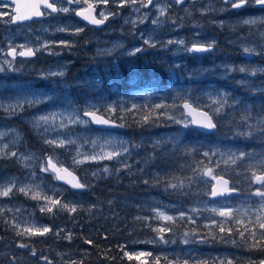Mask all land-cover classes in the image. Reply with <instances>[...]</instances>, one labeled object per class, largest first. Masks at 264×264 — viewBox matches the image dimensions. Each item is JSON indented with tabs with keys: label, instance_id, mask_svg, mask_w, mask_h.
I'll list each match as a JSON object with an SVG mask.
<instances>
[{
	"label": "rangeland",
	"instance_id": "obj_1",
	"mask_svg": "<svg viewBox=\"0 0 264 264\" xmlns=\"http://www.w3.org/2000/svg\"><path fill=\"white\" fill-rule=\"evenodd\" d=\"M82 3L84 7H86L87 4H93L97 9V16H99V13L102 11L105 15L109 12H119V15L113 17L118 19L116 23L117 28L114 26V22L111 21L104 30L105 35L101 36L97 27L76 17L74 12H76L75 10L77 9H81V6L73 7L68 5H64L63 7H69L71 9L69 13H62V16L57 17L53 15L54 17L50 16L45 20L36 21L24 26L22 29H17L16 32H12L8 28L11 26V23H4L2 21V37L4 36L9 45L17 46L24 44L26 46L38 48L45 42H49L50 44L51 42H56L52 44L51 51L41 50L37 52V61L18 60L19 67L17 69L11 71L5 69L4 71H0V74H2V77L0 75V102H3L5 105L14 103L18 97L33 98L35 95L39 96L41 99L45 97L50 98L46 103L35 105L34 107L25 105L24 110L17 115H9L3 109H0V131H7L9 133L3 138L2 142H0V147H2L3 144L9 145L6 151H16L18 156L19 154H34L36 157H40L41 160L46 156L53 155L52 149L43 143L41 136L38 135L32 127L31 121L35 116L43 115L47 112L61 111L62 109L68 108L69 105L78 108L82 113L87 105L94 104L101 108L102 113L103 108L108 105L117 106V113L112 117L115 119V116L121 115L119 109L128 106V104L125 103L126 99L138 96L145 101L142 103H147L152 97L153 89L149 86L151 80L146 81L147 87L140 86L139 90H134V86L139 84V79L136 78L134 74V68H136L137 62H139L138 60L141 57L137 56L138 53L135 55L136 57L132 56L134 60L129 64V71L134 77V81L131 85L123 84V88L120 87V83L115 86H111L110 84L105 85L97 76V73H99L97 68L99 66L98 61H100V59L96 60L98 50H102L103 57H107L105 63L108 68H111L110 66L115 68L116 64L114 61L119 58H121V61L124 62V66L126 67L125 59L121 57V52L125 49L126 53H129L134 48L140 47L143 44L140 38L141 34H144V38L152 35L158 41L184 39L189 45L194 38L202 43L215 41V46L228 45V48L231 47L234 53V56H220L219 60L213 65L218 75L214 80H211L205 77L208 72L206 69L194 79L193 77L195 75L192 73H188V77H185L186 79L182 75H179L183 74L181 69V66H183L182 60L194 58L192 55L184 53L183 51H177V48L182 46L169 45L166 49L157 46L156 48H146L145 51L140 52V54H145L146 51L150 52L148 61H145V64H148L149 57H151L153 53L162 52L165 54V52H168L173 55L172 59L175 62L172 64L174 66H171L167 74L170 87L173 88L172 99L176 97V95L178 96L184 93L193 94L192 97L195 98L204 97V94L209 92L214 93L215 91H223L229 93L232 97L240 100L244 104L251 105L254 115L260 114L261 110L264 109V92L255 91V89L264 88V73H257L256 76L250 77L240 72L226 74L224 68V65H246L249 68L264 67V36L260 35V33L264 32V24L244 25L241 23L242 20L250 17H264V11L260 10L257 6H251L246 10L239 11L240 9H231V6L225 5L222 0H185L183 4H175L173 0H158L157 7L149 5L147 9H141L140 13H136L133 11L132 6L118 8L117 5L113 3V0H108L107 5L103 3V0H86V3L82 0ZM166 5L168 6L167 13L164 16H159L158 7ZM136 6L138 7L139 5L137 4ZM209 6L216 10L205 11V13L202 14L200 9L203 8L207 10ZM220 8H227L228 10L221 12L218 11ZM186 9L192 13L190 16L186 13ZM144 12L148 13L149 19L143 24L137 22V24L133 26L131 23H125L126 19L135 20ZM10 15V5L0 2V17L6 18L8 21ZM157 17L164 21V23L158 26L153 25L151 20ZM99 18L101 17L99 16ZM221 21L224 22L223 27L219 26ZM61 27H67L68 31H56L57 28ZM76 28H82L83 31L78 35H73L72 33ZM105 39L108 41L104 45ZM62 40L69 42L71 46L63 47L59 45V41ZM117 43L122 45V47L116 48L110 53L104 51L112 49ZM243 47H253L256 49V53L259 54H252L251 58H248L247 54L242 51ZM1 52H4L3 43L2 50L0 48V53ZM201 54H197L195 59ZM108 61L111 62L108 63ZM120 67L121 65H118L119 71ZM177 68H179V70H177ZM28 69H32L29 71L32 74L27 72ZM58 71H63L65 75L63 77L52 76L47 79L43 78V75L49 72ZM184 79L189 82L193 80L195 83L198 81H207V83L204 85L193 83V87L199 88L202 86L201 91L191 90L189 87H186L187 90L183 91L184 86L182 82ZM241 79L248 81V87L237 83ZM152 81L159 83L160 77H155ZM100 93H102V95H100ZM200 102L203 104L206 103V100L201 99ZM238 118L239 113H237V119ZM162 123L158 124V126L162 125L161 128H158L156 133L152 132L147 136V139L141 137L138 139L127 129H98L94 127L93 124L88 126H76L72 131L89 140L96 137L117 138L127 140L131 144L139 142L142 145L143 141H147L149 142V146H153V141L161 140L163 142V140L172 136L167 126H175V124ZM15 133H19L20 141L19 143L12 144L11 142L16 139ZM47 138H56V133H49ZM236 142L238 145L235 144ZM80 143H83V140H81ZM234 144L236 147H219L213 149H220L223 151L233 149L236 151L255 152L257 154L264 153V141H261L259 138L245 140L239 137L235 140ZM240 146H243V148H240ZM247 146L249 148L248 150L246 149ZM136 149L137 148L131 149V154L126 157V163L131 165L132 168L130 172L127 171L129 174H141L140 171L136 170V163H131L132 156L135 154ZM84 151H91V145L85 144ZM55 155L61 161L65 162L64 166H70V152L58 148L55 150ZM215 159H219V157ZM41 160H33L30 162L32 167L25 168L23 164L19 162L18 157L0 158V183H7L11 178H15L18 187L29 183L33 185L39 184L48 196L59 199L64 203L83 205V207L76 213L70 214L66 211L54 210L53 214H48L42 213L39 210L40 205L43 203L42 201L38 202L23 194L16 193L15 191L9 197H0V208L4 209L3 214L0 215V264L2 261H8V264H32L29 252L20 248L18 246L20 243L27 244L29 251H32L34 248L35 252L39 255H57L61 258H66V255H70L71 258H73L75 255L79 254L92 256L93 253H91L88 247L76 243L81 240L79 235L81 229H78L81 228V226L78 225L77 227L76 225L83 224L82 217L79 219V215L77 214L86 211L89 212L88 209L93 205H95V207L92 211L97 213V217H101L100 207L102 208L103 203L112 208L115 206L139 207L144 211L154 205L151 209L160 208L162 211H166L168 215L173 216L178 215L181 211H188L196 207L202 209L200 214H190L193 215L196 221L200 220L205 224L210 223L207 217L212 215L208 211H203L205 201L209 208L220 207L222 205H230L235 208L248 206L258 199L255 197L249 198L248 192L254 190L255 186L253 185L250 188L241 175L238 177L235 176L237 178L236 187L241 189V194L238 197L212 201L209 197L200 195L192 201V204H186L189 206L188 208L182 203V200V202L178 201L177 203L167 204L164 197L158 199L157 197L145 196L144 194L146 193L139 194L137 192L133 193L132 191H130L131 193H125L124 191L128 192V188L132 183L123 184L121 186L118 180H114V188H122L124 191H119V194H106L105 197L100 200L101 197L94 191V186L115 177L116 174L122 175L120 173L121 171L119 173L113 171L111 175L101 173L99 178H95L91 174L92 172L103 169L104 166H108L112 169L119 168L120 164L115 160L86 163L79 168H71L79 174L84 183L91 184V187H88L85 193L72 190L68 185L54 179L51 173H42L40 171ZM239 171L243 173L245 171L244 167H239ZM32 172H35V178L32 177ZM119 175H117V177H119ZM193 190L198 193L205 190V186L204 184L195 185V187L193 186ZM109 201H111V203H109ZM96 202L98 203L96 204ZM162 207H164V209H162ZM8 209H12V211H8ZM16 209L20 211L17 212ZM151 209H149V211L152 213ZM140 216L149 217L150 221L153 215ZM14 220L22 225L23 222L26 221L28 223L35 222L37 226H48L52 229V233L45 236H17L16 230L11 226ZM142 226V229H138L141 235L139 233V236H137V243H141V245L151 244L156 247L159 245V248H161V245L167 246L168 243H147L146 241L156 237L151 236L156 233L152 232L145 225ZM152 227L156 226L152 224ZM58 229L64 230L60 234V237L54 235ZM176 230L175 235L171 238H166V240L176 241V243H170L169 250L173 247V251H169V254L181 255L195 250L196 244L184 245L180 242L182 234L188 231L182 221H179ZM69 232L72 234V239H63V236ZM84 240L86 241V239ZM165 251L167 252V250L163 249L164 255L167 254ZM173 252L175 254H172ZM217 256L218 258H224V256ZM12 257L16 262L11 261Z\"/></svg>",
	"mask_w": 264,
	"mask_h": 264
},
{
	"label": "snow or ice",
	"instance_id": "obj_2",
	"mask_svg": "<svg viewBox=\"0 0 264 264\" xmlns=\"http://www.w3.org/2000/svg\"><path fill=\"white\" fill-rule=\"evenodd\" d=\"M86 3V0H83ZM175 4H183L185 0H173ZM225 5H230L231 9H243L248 6H257L260 10L264 11V0H222ZM105 5L108 4V0H103ZM113 3L118 8H124L132 6L133 11L140 13L141 9H147L149 5L157 7L158 0H113ZM57 4H76L81 6L80 11H76L75 15L82 17L83 20L94 26H99L105 23L109 17H115L119 15V12H109L107 15L102 11L99 13L101 18H97L95 13V6L93 4H87L83 6L82 0H30L28 3L16 2L14 14L9 17L8 23H22L24 21L32 20L36 17H42L45 15H51V13H69L71 9L69 7H57ZM139 5L138 7L136 5ZM50 10V12L48 11ZM159 16H164L168 11V6L158 7ZM211 6L207 10L200 9L201 13L205 11H214ZM227 8H220L218 11H227ZM186 13L190 16L192 13L187 9ZM149 19L148 13L144 12L137 19H126L125 23H131L133 26L137 22L143 24ZM171 19V18H170ZM153 25H160L164 21L159 17L152 19ZM244 25H256L264 24V17H250L241 21ZM220 27L224 26V22L221 21ZM58 32L68 31L67 27L57 28ZM82 28H76L72 33L78 35L82 32ZM264 36V32L260 33ZM143 44L140 47L134 48L128 53L130 56H135L137 53L143 52L146 48H168L169 45L182 46L178 47L177 51H183L184 53L192 55L194 58L197 54L208 53L214 50L215 41L202 43L198 39H193L192 42L186 43L184 39H170L167 41H158L154 36L149 35L144 38V34L140 36ZM56 42H45L38 48L28 47L24 44L12 46L9 45L7 55L12 57L11 60L5 59L3 64H0V71L5 70V65L8 70H15L13 68V62L17 56L20 57H32L37 52L51 51L52 44ZM59 45L63 47H70V43L67 41H59ZM122 47L119 43L114 45L112 49L104 50L106 52H112L116 48ZM19 49V50H18ZM243 53L251 56L256 53V49L253 47H243ZM57 54V53H53ZM178 67V65H177ZM225 73L240 72L245 73L247 76L254 77L257 73H264V67L249 68L246 65L231 66L224 65ZM65 73L63 71L49 72L43 75V78L47 79L52 76L63 77ZM191 78V77H190ZM242 86L248 87V81L241 79L238 81ZM251 90V89H250ZM255 91L264 92V88L255 89ZM42 95V94H41ZM49 97L41 99L39 96L33 98L18 97L14 103L5 105L0 102V109H3L9 115H17L24 110L25 105L28 107H34L42 103H46ZM201 99H205L206 103H201ZM121 115L120 120L125 119L124 113L131 114L133 116V123L141 128L155 127L159 123H171L178 125L181 130L196 129L203 130L205 132H214L219 124L232 127L234 137H242L245 140L253 138H259L264 141V109L260 114H253L251 105L244 104L240 100L232 97L229 93L223 91H215L204 94V97H192L190 93H184L173 98V103H159L154 105L137 106L133 104L130 108L121 107L119 109ZM117 113V106L108 105L103 108V113L100 107L94 104L86 106L85 110L81 113L78 108L71 107L62 109L57 112H47L43 115L33 117L31 124L33 129L41 136L43 143L52 149L53 155L44 157L42 160L40 157H36L34 154L23 155L16 151H6L9 147L8 144H3L0 147V158L18 157L20 163L25 168H31L30 163L33 160H41L40 171L42 173H51L54 179L64 181V183L71 186L73 189L83 190L91 187L89 183H81L80 179L75 176L70 168H79L86 163H98L104 160H115L120 164L119 168L112 169L108 166H104L96 172H92V176L99 178L101 173L111 175L113 171L119 173L122 170L131 171V165L126 163V157L131 154V149L139 148V144H131L127 140L117 138H104L96 137L94 139H86L82 136L75 134L72 129L76 126H88L91 124L106 126L109 128L125 127V123H117L112 117ZM237 113L239 118L237 119ZM107 114V115H105ZM51 132L56 133V138H47ZM9 133L7 131H0V142ZM16 139L11 143L16 144L20 141L19 133H15ZM83 140V143L80 141ZM91 145V151H84V145ZM171 144L174 148H178L180 144L179 133L175 136H170L167 139L153 141V150L161 148L163 145ZM64 149L66 152L71 153V164L69 167H65L64 161H61L56 155V149ZM196 149L185 148L184 155H193ZM205 160L195 161L192 164L182 165L181 171L188 169L191 175L181 177L177 174H165L160 173L153 174L151 180L145 179L143 183L145 185L151 184L153 187L163 186L164 191L177 193L181 195L192 194V188L194 185L204 184L205 190L195 193L196 195H205L207 197L217 198H230L238 197L241 194V189L236 187V180L225 179L224 173L227 171L235 172L237 167H244L243 173H236V176H243L249 187L255 186L254 190L248 192L249 198H258L253 204H249L245 207H235L230 205H222L220 207H207L205 201V207L203 211H208L212 215L207 217L210 223L203 225L207 231L201 233L196 227L185 231L182 234L180 242L184 245L189 244H206L209 242H220L225 244H232L237 247H244L249 250H256L264 253V153L257 154L255 152L236 151L228 149L223 151L220 149H210L202 153ZM219 157V159H215ZM155 159V156H149L148 160ZM147 163V160L144 161ZM224 168H221V165ZM143 173V169L140 170ZM32 177L35 178V172H32ZM20 193L24 196L36 200L42 201L40 205V212L53 214L54 210L66 211L68 213L78 212L83 205H77L73 203H64L59 199H54L52 196H48L41 185H33L31 183L23 186H17L15 178H11L7 183H0V197H9L14 193ZM111 203V201H109ZM95 205L91 206L88 211L91 212ZM12 211V209H8ZM19 212V209H16ZM153 216L152 221L161 222L159 226L152 227L149 222V217L137 216L134 219L136 221L143 222L152 232L156 233V237L152 240L146 241L147 243H176L175 240H166L164 233L172 232V225H175L178 221H187L193 225L196 224V220L190 213L200 214L202 209L193 207L188 211H181L178 215H168L166 211H162L160 208L151 209ZM4 209L0 208V215H2ZM16 230L17 236L33 237V236H45L52 233V229L48 226H37L35 222L17 223L15 220L11 225ZM63 229H58L54 235L60 237ZM63 239L71 240L72 234L69 232L63 236ZM85 243L91 244V240H86ZM20 248H27L28 245L20 243ZM122 247V246H121ZM35 249H32V255L35 256ZM124 255L129 260H139L141 256L152 257L151 252H136L129 254L127 251ZM45 261L47 257H42ZM163 259L164 264H257V261L249 258L246 261H242L240 257H224V258H207L200 257H176L169 259L167 256L152 257V264H160ZM51 264V262H49ZM69 264H77L76 261H70ZM83 264V260L79 262ZM258 264H264V259H260Z\"/></svg>",
	"mask_w": 264,
	"mask_h": 264
},
{
	"label": "trees",
	"instance_id": "obj_3",
	"mask_svg": "<svg viewBox=\"0 0 264 264\" xmlns=\"http://www.w3.org/2000/svg\"><path fill=\"white\" fill-rule=\"evenodd\" d=\"M222 55H231L234 56V53L231 49V47L228 48V45L224 46H215L214 50L208 53L201 54L197 59L195 58H187L186 60H182L183 66H181V69L183 71L182 75L184 78L188 77V73H192L197 77L200 73L203 72L204 69H206L208 72L206 73L205 77L206 79L214 80L215 77H217L218 72L216 69L213 68V65H215V62L219 60L220 56ZM172 54L165 52L162 53H153L151 57H149L148 64H145L144 60L146 61V58H141L137 62L136 68H134V74L135 77L139 79V84H136L134 86V90H139L140 86L147 87L146 81H150V87L152 90V97L147 103L145 102L141 97L134 96L129 99L125 100V103L128 104L125 108H128L129 106L135 104L137 106H143V105H154L159 103H168L172 104V93L173 88L170 87V82L167 78V74L169 73L168 70L171 69V66H174L172 63L175 62L172 59ZM179 70V68H177ZM138 76V77H137ZM160 77L159 83H156L155 81H152L153 78ZM186 79V78H185ZM184 79V80H185ZM182 82L183 91H186L189 87L191 90H197L201 91L202 86L199 88L193 87V83L197 85H204L207 83V81H198L195 83L193 80L191 82L184 81ZM152 84V85H151ZM187 84V85H186ZM190 85V86H189ZM83 87V86H81ZM120 87H124L120 84ZM217 89V88H216ZM127 95V93L125 92ZM125 95V96H126ZM193 94H191L192 96ZM177 96V95H176ZM127 97V96H126ZM125 119L123 121L120 120V115L115 116L117 122L119 123H125V128L130 131V133L136 137V138H143L147 139L152 132L156 133V130L158 128H161V126L150 128V127H138L133 123V116L131 114L124 113ZM166 124V123H162ZM169 127V131L171 132L172 136H175L179 133V140L180 144L178 148H174L173 145L167 144L163 145L161 148L153 150V146H149V142L143 141L142 145L138 142L136 144H139L140 147L136 149L135 154L132 156L131 163H136V170L140 171L143 169V173L141 174H129L127 173L128 170H122L120 173L122 175L116 174V178L112 177L110 179H107L97 185L94 186V191H96L97 195H99L102 200V198L105 197L106 194L114 193L115 192H121L124 191L122 188H114V180H118L120 182V185L123 184H130L132 183L129 188L128 192L124 191L125 193H139L144 194L147 193L149 197H157L158 199H162L164 197L167 204L170 203H177L178 201L182 202L184 205L186 204H192V201L196 198H198L200 195H196V191L192 188V194L189 195H181L177 193L172 192H166L163 189V186L160 187H153L151 184L145 185L143 181L145 179L151 180L153 174L160 173L161 175L165 174H177L181 177L189 176L191 175L190 170L184 169L181 171L182 165L192 164L195 161L205 160V158L202 156V153L205 151H209L213 148H232L236 147L235 144L238 145V143L235 142V140L239 137L233 136V128L226 126L224 124H219L217 127V130L213 133H207L204 131H199L196 129H187V130H181L177 125L175 126H167ZM148 143V144H146ZM239 147V146H237ZM185 148H192L196 149L195 153L193 155H184V149ZM240 148H243V146H240ZM249 149L248 146L246 148ZM149 156H155V159L148 160ZM147 160V163H144V161ZM141 162V163H140ZM205 163L207 161L205 160ZM225 166L222 164L221 168H224ZM132 170V168H131ZM141 172V171H140ZM239 167L235 169V172L227 171L224 173L225 176L229 177L231 180L237 179L236 173H239ZM242 173V172H240ZM119 175V177H117ZM236 176V177H235ZM238 186V185H237ZM195 187V185H194ZM101 193V194H100ZM154 194V195H153ZM182 200V201H181ZM189 202V203H188ZM98 202H96L97 204ZM102 207L105 208H112L111 206L105 205L103 203ZM188 208L189 206L186 205ZM85 213V212H84ZM100 213L102 218V221L104 222L101 226L96 224V217L97 213L94 211L88 212L87 215H84L83 213H78L77 215L79 219L82 217V221L84 219V224H77L81 226V229L79 231L80 239L78 242V245H84L85 247H88L91 251V253L96 255H101V259H103V262L109 263V264H152V257H163L167 256L169 259H174L176 257L180 258H186V257H200V258H207L211 260L212 258H218L217 255L224 256V257H240L242 261H246L249 258L257 261V264L260 259H264V253L256 251V250H249L244 247H237L232 244H225L220 242H209L206 244H196L195 250H192L189 253H184L181 255H171L170 252L173 251V247L170 248V243L167 244V246H164V248L159 247H153V246H147V245H141V243H137V236H139L138 226H133L132 223H130L127 219V223L123 225L121 219H117L118 221L111 218V212L109 210V214H107L104 217V212L102 211L100 207ZM121 216V215H120ZM184 226L190 230L193 227H196L198 231H200L202 234L205 233L207 230L204 229L203 224L200 220L196 221V224L193 225L191 223H188L187 221H182ZM179 221L172 225V232H166L164 233L165 238H171L173 235H175V230L178 227ZM143 226L141 227V229ZM174 231V232H173ZM177 231V230H176ZM85 235V236H84ZM141 235V233H140ZM91 240L92 243L88 244L85 243V240ZM150 239V238H148ZM122 246V247H121ZM163 249L167 250L164 255ZM127 251L129 254H133L136 252H151L152 257H146L141 256L139 260L132 259L129 260L127 256L124 255V252ZM170 251V252H169ZM169 254V255H168ZM172 254H175L174 252ZM160 264H164L163 259H161ZM189 264H192V261H189Z\"/></svg>",
	"mask_w": 264,
	"mask_h": 264
},
{
	"label": "flooded vegetation",
	"instance_id": "obj_4",
	"mask_svg": "<svg viewBox=\"0 0 264 264\" xmlns=\"http://www.w3.org/2000/svg\"><path fill=\"white\" fill-rule=\"evenodd\" d=\"M0 2L10 5V7H11V15L14 14L16 1H14V0H0ZM25 2L28 3V2H30V0H26ZM64 5L73 6V7L78 6L76 4H57V7H61V6H64ZM250 7L251 6H248L246 8L240 9L239 11L246 10V9H248ZM80 10L81 9H77L75 11H80ZM48 11L50 12V10H48ZM96 11H97V9H96ZM53 15L55 17L62 16V12H60V13H51V15L42 16L41 19L33 18L32 20L24 21L22 23H11V26L8 27V28L10 29V31L16 32L17 29H22L24 26H27V25H29L31 23H34L36 21H39V20H43V19L45 20V19H47V18H49L50 16H53ZM76 17H78V16H76ZM97 17H99V16H97ZM2 21L4 23H6L7 19L0 17V46H1L0 48H1V50H2V43H3V46H4V52L0 53V64H3V61L5 59H8V60L12 59V57L7 55V52H8V49H9V44L6 42L4 36L2 37ZM111 21L114 22V24H115L114 26L117 28L116 23H117L118 19L117 18H113V17H109V19L107 21H105L104 24L99 25L97 27L98 30L100 31L101 36L105 35L104 30L108 27V25H109V23ZM107 41H108L107 39L104 40V45L107 43ZM128 41H129V39H128ZM129 44H132V43H129ZM28 47L34 48L33 46H28ZM149 53L150 52L146 51L145 54L144 53H141V54L138 53L137 56H142L143 58H146V61H148V56L150 55ZM116 54H119V53H116ZM121 57H124L126 67L124 66V62L121 61V58H119V59H115V61H114L115 64H116L115 68H112V66H110L111 68H108L107 64L105 63V60H106L107 57L106 56L103 57L102 50H98V52L96 54V60L100 59V61H98V65L99 66L97 68H98L99 73H97V76H98V78H99V80L101 82L105 83V85H109L110 84L111 86H115L116 84L118 85L119 83H121V85H123V84L131 85V83H133L134 77H133V75H131V72L129 71V69H130L129 64H130L131 61L134 60L133 59L134 57L128 55V52L126 53L125 49H124L123 52H121ZM37 58H38V53H36V55L32 56V57H20V56H17L15 61L13 62V68L17 69L19 67L18 60L37 61ZM110 62L111 61H108V63H110ZM144 62H145V60H144ZM118 65H121L120 71L118 69ZM5 69H7L6 65H5ZM31 70L32 69H28L27 72H29ZM9 71H11V70H9ZM29 73H31V72H29ZM0 75L2 77V74H0ZM103 92H105V91H103ZM100 95H102V93H100ZM115 193L119 194L118 192H115ZM144 195L145 196L146 195L149 196L147 193L144 194ZM153 206H151V207H153ZM151 207L147 208L145 211L141 210L142 208H139V207H122V206H120V207L115 206V207L110 208V209L102 207L101 209L104 212V217L107 214H109V210H110V212H111L110 214L112 215L111 216L112 219H114L116 221H118L117 219H121L123 225H125L127 223V221H126V219H127L130 223L133 224V226H138L141 229L142 225H145V224L143 222L136 221L134 218L137 217V216H140V215H149V216L153 215V213H151L149 211V209H151ZM162 209H164V207H162ZM83 214L87 215L88 212L86 211ZM102 218H103L102 216L101 217H96V222L95 223L101 226L104 223L102 221ZM83 222H84V219H83ZM149 222H151V224H154L156 227L159 226V224L161 223L159 221H152V219ZM151 236H156V234H153ZM143 245H145V244H143ZM147 246H153V245L150 244V245H147ZM160 247L164 248V245H161ZM22 249L25 250L26 252H29V254L31 256V259H32V264H35V263L36 264H49V262H51V264H69L70 261H76L77 264H79V262L81 260H83V264H109L108 262L107 263L103 262V259H101V255L99 256V255H96V254H93L92 256H87L85 254H79V255H75L73 258H71L70 255H66L65 256L66 258H61L60 256H57V255H39L37 252H36L35 256H33L32 255V251H29L28 248H22ZM42 257H47L48 260L45 261L44 259H42ZM11 259H12L11 260L12 262H16V260L13 257ZM1 264H8V261H2Z\"/></svg>",
	"mask_w": 264,
	"mask_h": 264
},
{
	"label": "water",
	"instance_id": "obj_5",
	"mask_svg": "<svg viewBox=\"0 0 264 264\" xmlns=\"http://www.w3.org/2000/svg\"><path fill=\"white\" fill-rule=\"evenodd\" d=\"M14 1H16V2H22V3H26L25 1L26 0H14ZM95 13H96V9H95ZM94 13V14H95ZM96 15V14H95ZM36 18H41V17H36ZM80 19H82L83 20V18L82 17H80ZM83 21H85V20H83ZM85 22H87V21H85ZM97 27V26H96ZM118 123V122H117ZM95 127H97V128H102V129H122L121 127H116V128H109V127H106V126H99V125H95V124H93ZM217 130V129H216ZM215 130V131H216ZM200 131H203V130H200ZM214 131V132H215ZM208 133H212V132H208ZM65 167H67V166H65ZM70 171H73L72 169H70ZM74 172V174H75V176L76 177H78L79 179H80V177H79V175L75 172V171H73ZM225 179H229L230 180V178H228V177H226L225 176ZM60 181V180H59ZM231 181V180H230ZM60 182H62V183H64V181H60ZM80 182H81V180H80ZM82 183V182H81ZM64 184H66V183H64ZM66 185H68V184H66ZM70 188H71V186L70 185H68ZM72 190H75V191H85L86 189H83V190H77V189H73V188H71ZM223 198V197H222ZM222 198H217V199H213V198H211V200H219V199H222Z\"/></svg>",
	"mask_w": 264,
	"mask_h": 264
},
{
	"label": "bare ground",
	"instance_id": "obj_6",
	"mask_svg": "<svg viewBox=\"0 0 264 264\" xmlns=\"http://www.w3.org/2000/svg\"><path fill=\"white\" fill-rule=\"evenodd\" d=\"M159 246V245H158Z\"/></svg>",
	"mask_w": 264,
	"mask_h": 264
}]
</instances>
